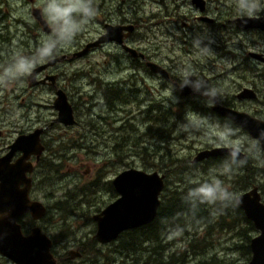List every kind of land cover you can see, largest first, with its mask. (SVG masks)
Wrapping results in <instances>:
<instances>
[{"label": "rangeland", "instance_id": "1", "mask_svg": "<svg viewBox=\"0 0 264 264\" xmlns=\"http://www.w3.org/2000/svg\"><path fill=\"white\" fill-rule=\"evenodd\" d=\"M182 1L95 0L94 21L84 26L71 44L56 50L54 58L63 55L62 60L37 72L35 77L40 81L44 74L57 75L56 85L66 92L75 108L77 122L73 125L65 126L58 121L50 125L57 117L53 106L55 89L51 85L40 82L31 85L27 76L0 87V150L19 133L47 127L42 135L46 145L42 158L46 163L41 162L33 172L31 194L48 209L44 221L38 223L50 222L55 226L48 229L47 234L56 237L53 254L62 257V264H145L147 243L134 251L122 250L118 241L99 245L97 254L85 255L86 262L67 259L68 251H75L81 241L88 249L96 230L92 216L118 197L111 180L124 169L164 174L168 192L213 176L237 194L251 187L242 188L243 181L237 176L240 167L233 166L231 173L222 174L223 167L208 168V163H205L207 172L203 170L204 163L186 166L199 150L222 145L219 134L225 126L238 129L237 136L232 139L245 138L242 141L245 146L254 139L232 118L220 122L214 119L216 115L211 111L209 114L191 112L195 115L189 131H180L178 126L188 124V120L184 108L174 106L178 93L173 85L143 72L140 74L145 81L133 79V70L125 67L130 57L117 44L105 42L84 55H75L104 32L105 23L134 24L136 30L126 40L127 45L154 54L155 60L172 68L176 78L183 81L187 77L192 86L197 79L205 83L194 90L191 100L199 99L201 105L205 103V109L210 108L208 100H227L236 109L264 120V64L247 56L248 51L264 53V33L239 30L229 23L237 15H247L239 10L237 0H206L205 16L225 23L226 27L213 28L205 22V30L193 34L191 28L195 24L187 27L178 24L180 16H187L193 22L196 15L190 4L182 8L177 5ZM259 3L261 10L255 15L264 14V0ZM33 7L41 9L47 20L42 0L31 3L0 0V49L4 48L0 50V65L11 63L18 55H34L42 39L52 35L45 33L33 19ZM180 8V15L176 17V10ZM237 9L239 12L235 11ZM210 39L215 41L210 45L211 51H201ZM186 40H191V44ZM239 66L235 74L230 72ZM125 81L128 83L124 84ZM210 87L218 90L216 97L202 95ZM249 87L257 91L258 99H236L235 94ZM130 90L135 93L130 94ZM112 91L123 100L115 102L113 107L106 101ZM156 105L162 106L163 111L169 108L171 115L165 123L162 114L160 120H156L158 112L151 111ZM182 117L183 120H179ZM228 158L229 155L222 159L223 165ZM246 165L263 171L255 177L260 182L264 180V164L249 158L241 168ZM171 169L173 174L169 173ZM176 171L182 173L175 175ZM259 190L264 200V190ZM165 193L162 192L161 200ZM198 206L197 211L201 215L204 211L210 227L205 225L204 230L203 223L191 220L186 214L182 220L184 227L175 224L165 228L161 239L168 246L165 251L173 254L170 264H242L248 261L242 248V241L246 240L244 233L252 237L258 232L243 231L245 225L234 224L231 218L219 222L223 206Z\"/></svg>", "mask_w": 264, "mask_h": 264}, {"label": "water", "instance_id": "2", "mask_svg": "<svg viewBox=\"0 0 264 264\" xmlns=\"http://www.w3.org/2000/svg\"><path fill=\"white\" fill-rule=\"evenodd\" d=\"M32 14L45 31L51 30L47 22L41 18L39 10H33ZM235 24L242 28H256L264 31V15L238 17L235 19ZM128 27L129 31L132 30V26ZM104 28L107 32L95 41L86 44L75 55L81 56L90 48L98 46L107 39L116 40L127 52L135 54L133 48L123 45L122 35L118 36L119 33L111 35L113 31L119 32L121 27L106 24ZM252 55L257 56L255 53ZM63 58L62 55L55 57L34 69L32 75L28 76L30 84L44 82L43 79L36 80V73ZM149 67L154 72L167 74L166 70L156 63H149ZM47 77L51 81L55 79V75ZM252 92L246 88L238 96L249 95L247 93ZM56 95L53 106L57 110V117L54 121L66 125L74 124L76 121L73 108L66 93L62 89H58ZM213 108L219 114L232 118L237 125L242 126L254 138H258L260 131L264 130V122L246 113L236 114L220 105ZM43 130L44 128L40 127L27 134L19 135L9 145V151L0 157V254L8 257L16 264H56L50 250L51 239L41 233L38 227L33 228L29 235L23 236L20 225L17 223V218L23 213H31L34 219H39L46 213V208L41 201L29 198L28 193L32 179L27 175L33 171V163L28 158L31 155L39 158L44 150L40 139ZM17 150L22 151L23 154L11 162V158ZM219 155H229V149L224 146L204 149L197 153L193 161ZM164 178L165 176L157 171L145 172L136 168H129L118 173L112 179L118 197L92 216L96 223L93 238L99 243H108L116 239L125 230L151 223L155 219L161 204L159 196L164 189ZM21 184L22 186H20ZM237 196L239 197L237 205L252 221L255 230L258 232L250 239L251 257L242 264H264V202L261 200L257 186H253Z\"/></svg>", "mask_w": 264, "mask_h": 264}, {"label": "flooded vegetation", "instance_id": "3", "mask_svg": "<svg viewBox=\"0 0 264 264\" xmlns=\"http://www.w3.org/2000/svg\"><path fill=\"white\" fill-rule=\"evenodd\" d=\"M30 3L31 2H33L34 0H28ZM186 4H190V8H193L195 11H196V15L193 17V22L192 21H190V18L189 17H187V16H180L179 17V20H178V24H182L183 25V27H187L190 23L191 24H195V27H192L191 28V30H192V33L193 34H198V33H202L204 30H205V22H208L210 25H212L213 26V28H221V27H226V24L225 23H217V21L214 19V18H210V17H208V16H205V9H206V0H183L182 2H180V4H177V5H181V8H182V6H184V5H186ZM33 8H38V7H33ZM33 8H32V10H33ZM181 8L179 9V10H176V14H175V16L176 17H178V15H180L179 14V11L181 10ZM32 10H31V12H32ZM41 10V9H40ZM240 10V9H239ZM239 10L237 9V10H235V11H238L239 12ZM41 14H42V12H41ZM264 15V14H263ZM244 16H248V15H237V16H235V17H233L232 19H230L229 20V23H231V24H233L235 27H236V29H239V30H255V31H259V32H262V33H264V31H262V30H260V29H256V28H242V27H238V26H236V24H235V19H237L238 17H244ZM254 16H262V15H254ZM42 17H43V15H42ZM181 17L183 18V19H181ZM44 18V17H43ZM45 19V18H44ZM48 22V21H47ZM49 24V23H48ZM106 24H108V25H110V26H118V27H121L119 30V32H117L116 33V31H113L112 32V34L111 35H114V34H118V36H120V35H122V41H123V45H126V46H128V47H131V46H129V45H127L126 44V40L130 37V35L133 33V32H135V30H136V27H135V25L134 24H124V23H121V24H115V25H113V24H110V23H105L104 24V26L106 25ZM50 26V25H49ZM128 26H132V30H128L129 29V27ZM51 27V26H50ZM105 31L107 32V30H105V28H104V32L103 33H101L100 35H98V37H100L101 35H103L104 33H105ZM52 33V32H51ZM124 34H126V36H123ZM116 36V35H115ZM117 36V37H118ZM97 37V38H98ZM116 37V38H117ZM96 38V39H97ZM187 41V44H191V40H186ZM106 42H112V43H115V44H117L119 47H121V49L122 50H124V48H123V46L119 43V42H117L116 40H109V39H107L106 40ZM105 43V41L104 42H101L98 46H95V48L96 47H100L101 45H103ZM131 48H133L134 49V51H135V54H131V53H128L127 51H125L124 50V54L125 55H128L129 57H130V61H129V63H127L126 65H125V67L128 69V68H131L132 70H133V73H132V75H131V77L133 78V79H140V80H142V81H145L144 79H143V77H142V75L140 74V73H148V74H152V78H153V75L154 76H157V77H159V78H162L164 81H166V82H168V83H170V84H172L173 85V87H174V89L177 91V93H178V102L176 103V104H174V106H176V108H179V109H181V108H184V111H186L185 113H184V115H186V113H188V112H198V113H202V114H209V113H211V112H213L216 116H214V119H217L218 121H220V122H228V121H230L229 120V118L228 117H226V116H223V115H221V114H219L218 112H216V110L213 108L214 106H216V107H218V105H220V106H222V107H224V108H226V109H229L230 111H233L234 113H236V114H242V113H246V114H248V115H251V114H249V113H247V112H245V111H241V110H238V109H236V107H234V105H232L229 101H221V102H218L217 100H215V99H213L214 101H215V105L214 106H212V107H210V108H206L205 109V103L203 104V105H201V101L199 100V99H190L194 94V89H193V86L191 85V84H189V85H185V87H183V89L181 90V84H182V80H180V79H178V78H176L175 77V75L172 73L173 71H172V68L170 67V66H164V65H162L160 62H158L157 60H155L154 59V54H149L145 49H143V48H139V47H131ZM1 49L2 50H4V48L3 47H1ZM0 49V50H1ZM93 49V48H92ZM253 53H255L257 56H254V55H252ZM247 56L248 57H250L251 59H254V61L255 62H258V63H261V64H264V53H262V52H256V51H248V53H247ZM240 58H243V57H240ZM156 63V64H158V65H160L161 67H163L165 70H166V73L167 74H161V73H159V72H154V71H152L151 70V68L149 67V63ZM240 65H241V63H240ZM240 69V66L237 68V67H234L232 70H230V72H232L233 74H235V72L237 71V70H239ZM254 69V68H253ZM251 71H252V69H250ZM44 72V71H43ZM53 75H55V74H53ZM45 76V77H44ZM132 79V80H133ZM43 80H44V82H40L39 84H44V85H51L54 89H55V94H56V90H58V89H61L60 87H58L57 85H56V81H57V75H55V79L53 80V81H51V80H48V77H47V74H44L43 75ZM126 83H128V81H125V83L124 84H126ZM117 85H119V84H117ZM119 86H121V85H119ZM109 88L111 89V90H113V89H115V87H110L109 86ZM243 89H246V88H243ZM243 89H242V91H243ZM247 89H250V90H252L253 92V94L252 93H247V94H249V95H244V96H238L239 95V93H241L242 91H240L238 94H235V97H236V99H238V100H246V99H258V95H257V91L256 90H254L253 88H247ZM63 90V89H62ZM189 90V92H187ZM64 91V90H63ZM65 92V91H64ZM120 92H122V91H120ZM66 93V92H65ZM113 93H115V95H112ZM129 93L130 94H133V93H135V92H133L132 90H130L129 91ZM67 95V94H66ZM104 95H106V92H105V94ZM109 97L110 98H108V100H106L107 102H109V104L113 107V105L115 104V102H122L123 100H122V98L119 96V94L116 92V91H112V92H110V94H109ZM67 98H68V96H67ZM69 101V100H68ZM70 103V102H69ZM71 104V103H70ZM141 104V103H140ZM72 105V104H71ZM72 108H73V115H74V118H75V108L72 106ZM166 110L167 109H169V108H165ZM151 111H157L158 112V115H157V119L156 120H159V118H160V116H161V112L163 111V107L162 106H160V105H156V108L155 109H151ZM211 111V112H210ZM252 116V115H251ZM252 117H254V116H252ZM254 118H256L257 120H259V121H262V122H264V120H261V119H259V118H257V117H254ZM181 120H183V117H182V119ZM75 121L77 122V120H76V118H75ZM75 122V123H76ZM54 123V119L51 121V123H50V125H52ZM61 123V122H60ZM74 123V124H75ZM63 124V123H62ZM49 125V126H50ZM63 125H65V126H69V125H66V124H63ZM71 125H73V124H71ZM47 127H45L44 128V130H43V132L41 133V135H40V139H41V143L43 144V146H44V150H43V152H42V154L40 155V157L39 158H37V157H35V156H33V155H31L28 159L33 163V171L31 172V173H28L27 175L29 176V177H31V179H32V183H31V187H30V190H29V193H28V195H29V198L31 199V200H34V198L32 197V194H31V190H32V187H33V177H32V175H33V172H34V170H35V168L37 167V165H39V164H41V162L42 163H46V161H45V159L44 158H42V156H43V154H44V152H45V150H46V145H45V143H43L42 141V135H43V133L45 132V129H46ZM31 130H33V129H31ZM29 132H31V131H29ZM29 132H27V133H29ZM27 133H19L13 140H12V142H10L8 145H6L5 147H3L1 150H0V157L1 156H3V155H5L8 151H9V145L10 144H12L14 141H15V139L19 136V135H21V134H27ZM0 134H1V131H0ZM221 146H223V145H221ZM215 147H219V146H215ZM211 148H213V146H211V147H208V148H206V149H211ZM205 149V150H206ZM202 150H204V149H202ZM199 151H201V150H199ZM198 151V152H199ZM197 152V153H198ZM23 153H22V151H20V150H17L14 154H13V156H12V158H11V162H14L18 157H20L21 155H22ZM196 156V155H195ZM194 156V157H195ZM228 155H219V156H209V157H206V158H203L202 160H199V161H193V158H192V160L190 161H187L186 162V166L187 167H191V166H196V165H198V164H201V163H204V165H203V170L205 171V172H207V168H205V163H208L209 165H208V168H210L211 166L212 167H214V168H222L223 167V162H222V159L224 158V157H227ZM37 158V159H36ZM49 164H50V162H48ZM241 167L239 168V172L240 173H238V177H239V179L241 178V175H242V172H241ZM125 170V169H124ZM141 170V169H140ZM180 170V169H179ZM123 171V170H122ZM121 172V171H120ZM119 172V173H120ZM153 172V171H152ZM159 173V172H158ZM169 173H171V174H173L172 173V169H171V171L169 172ZM118 174V173H117ZM116 174V175H117ZM159 174H161V173H159ZM164 175V174H163ZM165 176V175H164ZM255 176H257V175H255ZM254 176V177H255ZM236 178V177H235ZM206 180H208V179H203V180H201V182L200 183H202V182H204V181H206ZM111 183H112V180H111ZM164 183H165V185H166V182H165V178H164ZM165 185H164V188H165ZM187 185H191V186H194V187H197L198 186V184H196V183H190V184H188V183H186L185 185H184V187H182V186H180V188L179 189H176L177 191H182ZM20 186H22V184L20 185ZM112 186H113V184H112ZM253 186H257V188H258V191H259V193H260V187H259V185L257 184H253L250 188H248V189H246V190H244V191H247V190H249V189H251ZM193 187V188H194ZM114 188V187H113ZM189 189H191V188H189ZM228 190H230V189H228ZM233 190V189H232ZM163 191H164V189H163ZM162 191V192H163ZM234 191V190H233ZM243 191V192H244ZM116 192V191H115ZM162 192H161V194H162ZM231 192V191H230ZM117 193V192H116ZM232 193H234V192H232ZM239 193H242V192H239ZM238 193V194H239ZM236 195H238L237 193H235ZM118 195V194H117ZM260 195H261V193H260ZM37 200V199H36ZM261 200H262V202H264V200H263V198H262V195H261ZM109 204V203H108ZM44 205V204H43ZM161 205V204H160ZM237 205V204H236ZM45 206V205H44ZM217 206H222V205H220L219 203H217ZM238 206V205H237ZM239 207V206H238ZM45 208H46V213H45V215L44 216H42L41 218H39V219H34L33 217H32V215H31V213H29V212H26V213H23V214H21L18 218H17V223H19V225H20V229H21V233H22V235L23 236H27V235H29L30 233H31V231H32V229L33 228H35V227H38L39 229H40V232L41 233H43V234H45L48 238H50L51 239V242H52V245H51V248H50V250H51V253L53 254L54 253V247H55V245L57 244V243H55V241H54V239H56V237H54V235H48L47 234V230L48 229H50V230H52V229H54L55 228V226H53L50 222H48V223H45V225H43V224H40V223H38V222H40V221H44V218L46 217V215H47V212H48V209H47V207L45 206ZM241 208V207H240ZM102 210V209H101ZM100 210V211H101ZM242 210V209H241ZM99 211V212H100ZM243 211V210H242ZM204 212V211H203ZM243 213H244V211H243ZM245 215V214H244ZM204 218H205V215H204ZM93 219V218H92ZM44 223V222H43ZM200 223V222H199ZM203 223V227H204V230H205V219H204V222H202ZM254 227V226H253ZM96 231V230H95ZM255 232H257V231H255ZM52 237V238H51ZM94 241V243H93V241ZM97 240H95L94 238H91L90 239V241H89V243H88V249H85V243H83L82 241L79 243L80 245H78V246H76V250L74 251V250H70V251H68V257H67V259L68 260H71V259H79V260H84L85 262L87 261V258H86V256H85V254L88 252V251H93V252H95V251H97L98 252V247H99V245L100 246H102V245H104V244H100V243H98V241L96 242ZM53 256H54V259L56 260V264H62V257L61 256H59L58 258L55 256V254H53ZM0 264H16L15 262H13L11 259H9L8 257H5V256H3L2 254H0Z\"/></svg>", "mask_w": 264, "mask_h": 264}, {"label": "clouds", "instance_id": "4", "mask_svg": "<svg viewBox=\"0 0 264 264\" xmlns=\"http://www.w3.org/2000/svg\"><path fill=\"white\" fill-rule=\"evenodd\" d=\"M43 14L48 23L52 26V35L42 39L41 45L35 50L32 56L18 55L13 57L11 63L0 65V87L7 86L10 81L19 80L21 77L32 75L38 64L54 58V53L59 47L71 44L74 37L82 31L84 26L90 24L96 16L95 0H42ZM237 6L248 16H254L261 10L259 0H237ZM215 43L213 39L205 45L201 51H211L210 45ZM199 47V44L196 45ZM191 81L185 77L181 84V90ZM202 84L197 79L194 90H199ZM204 96L216 97L218 90L210 87L208 91L202 93ZM171 98V97H170ZM173 99V98H171ZM178 102V98H175ZM207 105H215L214 100H208ZM194 113H186L185 119L188 124L178 126L180 131H189ZM238 134V129L225 126L220 131L219 139L224 147L229 149V158L224 162L222 174H228L236 168L242 167L249 158L258 160L264 164V130L260 131L259 137L248 141L247 146L242 142L245 138L232 139ZM197 187L189 189L185 200L189 202L193 209L199 204L216 205L219 203L223 207L235 206L239 203V197L230 192L223 181L211 177ZM182 231V230H180Z\"/></svg>", "mask_w": 264, "mask_h": 264}, {"label": "trees", "instance_id": "5", "mask_svg": "<svg viewBox=\"0 0 264 264\" xmlns=\"http://www.w3.org/2000/svg\"><path fill=\"white\" fill-rule=\"evenodd\" d=\"M108 98L110 97L108 96ZM161 114H162V120L164 121L163 123H165L168 116L171 115L170 111L168 110L162 111ZM176 162L177 161H175L174 163ZM241 172L242 175L240 180L243 181L241 185L242 188L245 189L257 183L259 187L264 190V180L260 182L258 179H256V177H254L255 174H259L263 171L259 172L256 170V168H254V166L248 167L246 165L241 169ZM181 173L182 171L180 172L176 171V173L174 174L180 175ZM193 187L194 186L187 185L182 191H177L176 189H174L170 192H168L166 188H164V191H166L167 193L163 194V200H161V205L158 208V212L155 219L149 224L123 231L114 241H118L119 247L121 246L123 247L122 250L128 249L134 251L139 249V246L141 247L142 243H147L148 249L146 250L145 264H170L173 254L170 253V251L168 252L165 251L168 248V246L164 245L163 238L161 239L167 225L172 226L178 224L184 227L183 225L184 221L182 220L184 216H186L187 214L191 218V220L198 221L200 223L204 222L205 219V223H206L205 225L210 227V224L207 221V217L204 218L203 210H202L203 214L201 215L197 211V209L200 208L199 206L196 209H193L191 204L185 200L189 188H193ZM235 193H237L236 190H234V194ZM220 211L221 212H219L220 214L218 216L219 222L221 220H225V219L227 220L228 218H231L232 223L234 224L242 223L245 225V228L242 229L243 231L249 230L255 232L252 222L246 218L241 208L238 207L237 205L235 206L229 205L228 207H222ZM244 236H246V240L245 242L242 241V248L244 254L248 257L249 260L251 257V250L249 244H250V239L252 237L246 235L245 233ZM193 249L194 247H192V250ZM193 251L195 252V250ZM87 253L97 254V251L95 252L88 251ZM87 253L85 255H87Z\"/></svg>", "mask_w": 264, "mask_h": 264}, {"label": "bare ground", "instance_id": "6", "mask_svg": "<svg viewBox=\"0 0 264 264\" xmlns=\"http://www.w3.org/2000/svg\"><path fill=\"white\" fill-rule=\"evenodd\" d=\"M35 9H37V10H39V12H40V15H41V18L43 19V20H45L46 22H47V20L46 19H44L43 17H42V14H41V10L39 9V8H33V10H35ZM33 10H32V12H31V15H32V17H33V19L40 25V27H41V29L45 32V33H47V34H50L51 32H52V27H50L49 26V24H48V22H47V24H48V27H50L51 28V30L49 31V32H47V31H45L44 29H43V27H42V25L40 24V22H38L36 19H35V17L33 16ZM94 21V20H93ZM22 23V22H21ZM5 29V28H4ZM106 32V31H105ZM106 42V41H105ZM131 48V47H130ZM91 49V48H90ZM89 49V50H90ZM125 50V49H124ZM233 50V49H232ZM126 51V50H125ZM87 53V52H86ZM85 53V54H86ZM128 53H130V52H128ZM84 55V54H83ZM61 56V55H60ZM63 56V55H62ZM56 95V94H55ZM57 96V95H56ZM56 96H55V98H56ZM54 98V99H55ZM227 117V116H226ZM43 128H45V127H43ZM197 155V154H196ZM193 167V166H192ZM129 169V168H128ZM137 169V168H136ZM126 170V169H125ZM124 171V170H123ZM122 172V171H121ZM146 172V171H145ZM160 196H161V194H160ZM159 196V197H160ZM160 200H161V198H160ZM246 216V215H245ZM247 218V217H246ZM248 219V218H247ZM249 220V219H248ZM251 221V220H250ZM252 222V221H251ZM253 224V223H252ZM254 226V225H253ZM255 229V228H254ZM126 231V230H125ZM256 231V230H255ZM122 233V232H121ZM120 233V234H121ZM256 235H257V233H256ZM255 236V235H254ZM254 236H252V237H254ZM117 239V238H116ZM115 240V239H114ZM114 240H112V241H114ZM112 241H110V242H112ZM110 242H108V243H110ZM99 243V242H98ZM100 244H107V243H100ZM245 263V262H244Z\"/></svg>", "mask_w": 264, "mask_h": 264}]
</instances>
